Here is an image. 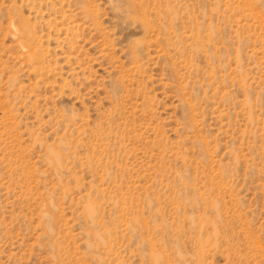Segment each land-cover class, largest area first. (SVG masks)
<instances>
[{
	"label": "rangeland",
	"instance_id": "1",
	"mask_svg": "<svg viewBox=\"0 0 264 264\" xmlns=\"http://www.w3.org/2000/svg\"><path fill=\"white\" fill-rule=\"evenodd\" d=\"M0 264H264V0H0Z\"/></svg>",
	"mask_w": 264,
	"mask_h": 264
}]
</instances>
